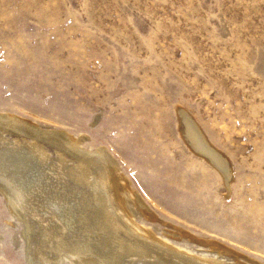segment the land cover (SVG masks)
Instances as JSON below:
<instances>
[{"label": "rangeland", "instance_id": "rangeland-1", "mask_svg": "<svg viewBox=\"0 0 264 264\" xmlns=\"http://www.w3.org/2000/svg\"><path fill=\"white\" fill-rule=\"evenodd\" d=\"M0 110L106 146L157 236L264 264V0H0ZM182 112L226 160L191 147ZM0 264H25L2 194Z\"/></svg>", "mask_w": 264, "mask_h": 264}, {"label": "bare ground", "instance_id": "bare-ground-1", "mask_svg": "<svg viewBox=\"0 0 264 264\" xmlns=\"http://www.w3.org/2000/svg\"><path fill=\"white\" fill-rule=\"evenodd\" d=\"M181 117L191 147L216 164L226 160L194 119ZM86 137L0 110V194L22 223L25 264H122L136 257L153 264H237L241 255L225 258L231 250L216 242L204 241L215 255L198 253L170 239L184 230L157 236L138 223V210L155 215L106 146L87 147Z\"/></svg>", "mask_w": 264, "mask_h": 264}, {"label": "water", "instance_id": "water-1", "mask_svg": "<svg viewBox=\"0 0 264 264\" xmlns=\"http://www.w3.org/2000/svg\"><path fill=\"white\" fill-rule=\"evenodd\" d=\"M73 217H74V214H73Z\"/></svg>", "mask_w": 264, "mask_h": 264}]
</instances>
